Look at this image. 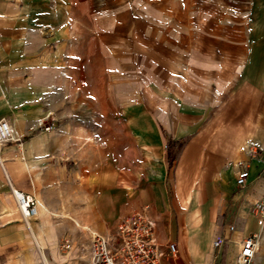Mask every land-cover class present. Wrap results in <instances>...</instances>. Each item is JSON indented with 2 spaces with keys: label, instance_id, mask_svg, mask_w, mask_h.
Returning a JSON list of instances; mask_svg holds the SVG:
<instances>
[{
  "label": "crops",
  "instance_id": "crops-1",
  "mask_svg": "<svg viewBox=\"0 0 264 264\" xmlns=\"http://www.w3.org/2000/svg\"><path fill=\"white\" fill-rule=\"evenodd\" d=\"M255 84L264 87V0H0V119L21 139L0 146V264H59L52 241L81 227L106 233L141 208L159 243L176 244L165 264H210L251 233L264 252L251 213L261 183L235 208L239 164L247 185L264 168L249 150L264 126ZM133 98L167 135L156 137L152 181L130 190L127 151L96 150L77 133ZM47 117L55 130H30ZM169 141L180 147L167 170ZM10 187L33 196L34 218L21 217Z\"/></svg>",
  "mask_w": 264,
  "mask_h": 264
},
{
  "label": "rangeland",
  "instance_id": "rangeland-1",
  "mask_svg": "<svg viewBox=\"0 0 264 264\" xmlns=\"http://www.w3.org/2000/svg\"><path fill=\"white\" fill-rule=\"evenodd\" d=\"M255 85L254 87L249 88V92L247 91L248 94H253V91L255 93H258L259 95L264 94V87L259 88L258 85L256 86ZM239 88L240 87L238 88L235 87V91L238 90ZM135 99L136 98H133L131 100L132 103L128 105L127 109H123V110L113 109L110 112V114L107 112L106 118L111 119V122H106V121L104 122L103 120H100L103 118L101 117V114L100 115L98 114L95 115L96 113L92 114L93 117L92 120H89L86 123L80 122L81 124L78 127L79 133H77V135H79V138L81 140L85 135H87L89 144H91V146H93L96 150H103L105 146L106 147L108 146L109 149L111 148V150L114 152L115 151L119 152V150L127 151L126 171H127L128 187L130 190H135L140 186L144 184L146 185L152 181L151 178L153 177V174L155 173L154 171L156 170L153 165L154 164L153 149L156 146V137L161 135H167V128L157 126L153 122L152 116L150 115L151 112H145V111L140 112L139 110H135V104H133ZM131 104H133V108L131 107L132 106ZM257 117L264 118V113L262 114L258 113ZM43 121L46 122L45 124H49L52 121V129L55 130L56 128V125H54L55 119L47 117L46 120ZM262 130H264V126L257 124L256 127L257 143L254 144L253 147L249 149L250 159L252 158L251 156H255L256 160L258 158L260 159L262 158V160H264V134H262ZM103 138H105L106 140L105 143L101 142ZM81 145L83 146L85 145V143H81ZM179 147L180 144L178 145V147L172 148L174 154L179 149ZM146 148L151 152L148 153V157L146 156V158H144L146 165L142 167L141 166L143 159L142 150L146 151ZM165 150H166V146H165ZM243 168H246V166L243 163H240L238 169H236L235 172V180L237 178V174H238L237 172ZM122 175H124L123 172ZM257 183H261L260 187L264 188V168H262L261 171L256 176L251 175V180L248 183V185L244 187H237L235 185V208L237 207V205H239L242 202V200L247 195H249L252 192L253 187ZM257 201H264V195L258 194L257 196H255V199L251 200V204ZM147 210L148 208L147 209L141 208L130 211L127 214V216H125L124 218H122L121 220H119L118 222L112 225L111 229L113 230L108 231L106 233L91 232L90 235L83 236L82 235L83 230L88 232L87 229H84V227H81L80 230H76V232L67 231L66 235H69L68 238L52 241L53 244H56L57 242L55 248H52V250H55L54 252L55 255L56 254L61 255L62 259L64 260V262H61L59 264H71L72 261L79 264H88V263L90 264L88 250H95V249L114 250V248H117L120 245V239L118 238L113 239L111 243L109 244L106 243L100 246L99 242H101V239L105 238L107 235L111 233H114L117 229V226L124 220L128 218L132 220L133 216H136L141 212H145L147 214ZM46 215L48 216L49 220H53L52 225L55 226L54 221L56 219V215H54V213L49 215L46 214ZM65 217L68 218V215H66ZM68 220L70 219L68 218ZM151 220L154 222L153 242L156 243L158 248L165 249L167 243L171 241L168 240L164 244L159 243L155 233V228H157V226L155 225V221L152 218ZM171 225L173 227L174 225L173 222L171 223ZM235 230H237L236 226H235ZM95 236H99L100 238L96 239ZM127 242L130 243V238H127ZM258 243H259L258 252L256 256L257 258H259L260 256H262V254H264L262 250H259L260 239L258 240ZM238 249H239V242L235 244V251ZM191 260H192L191 263L193 264L195 258L192 257Z\"/></svg>",
  "mask_w": 264,
  "mask_h": 264
},
{
  "label": "built area",
  "instance_id": "built-area-1",
  "mask_svg": "<svg viewBox=\"0 0 264 264\" xmlns=\"http://www.w3.org/2000/svg\"><path fill=\"white\" fill-rule=\"evenodd\" d=\"M43 120L38 121L30 127L31 131L42 130L48 132L52 129V121L45 124ZM6 143L21 144V139L16 136L14 128L5 119H0V146ZM249 179V171L243 168L238 171L235 185L244 187ZM10 193L16 201L21 217L28 221L37 215V202L33 196L25 194L10 187ZM259 228L264 227V201L254 202L251 208ZM154 222L145 213L141 212L136 216L121 222L114 233L101 239L100 246L109 244L113 239H120V245L114 250H88L90 264H165L167 261L175 260L177 257L176 244L168 242L165 249H160L153 242ZM228 231H234V226H228ZM99 239V236H95ZM130 238V243L127 242ZM258 233H251L242 238L239 249L230 253L229 250H214L210 264H252L258 252ZM225 239L217 237L213 241V248L222 246ZM96 248V246H95ZM224 251V254H223Z\"/></svg>",
  "mask_w": 264,
  "mask_h": 264
},
{
  "label": "trees",
  "instance_id": "trees-1",
  "mask_svg": "<svg viewBox=\"0 0 264 264\" xmlns=\"http://www.w3.org/2000/svg\"><path fill=\"white\" fill-rule=\"evenodd\" d=\"M180 143H172V142H167L166 144V151H165V160H166V165H167V170H169L172 166L173 159L175 157L174 152L172 151L173 147H178ZM224 254V251H223Z\"/></svg>",
  "mask_w": 264,
  "mask_h": 264
}]
</instances>
